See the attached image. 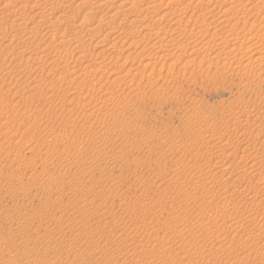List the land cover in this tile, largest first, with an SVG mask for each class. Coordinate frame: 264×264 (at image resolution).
<instances>
[{"label":"rangeland","instance_id":"1","mask_svg":"<svg viewBox=\"0 0 264 264\" xmlns=\"http://www.w3.org/2000/svg\"><path fill=\"white\" fill-rule=\"evenodd\" d=\"M96 1L0 0V264H264V55L230 64L218 22L190 36L125 20L149 0Z\"/></svg>","mask_w":264,"mask_h":264},{"label":"bare ground","instance_id":"2","mask_svg":"<svg viewBox=\"0 0 264 264\" xmlns=\"http://www.w3.org/2000/svg\"><path fill=\"white\" fill-rule=\"evenodd\" d=\"M9 1H13L12 3H16L17 4V2H20L21 0H9ZM92 1V0H91ZM96 1V0H95ZM97 1H99V0H97ZM96 1V2H97ZM106 1H108V0H103V1H99L98 3H96L95 5H99V3H101V4H108V3H110V2H106ZM113 1V0H112ZM135 1H137V0H135ZM151 1V3H149ZM152 1H154V0H149V2H147L148 4H147V6L146 7H144V6H142V7H140V9L138 10L137 8H136V6L135 5H138V6H140V4L138 3V2H136V3H138V4H132L136 9H134L135 11H137V12H135V13H133L132 11H133V9H132V11H131V8H130V6H128L129 7V9H130V11H124L123 10V12H125V14H123V15H126V18H125V16L123 17V18H125V20L126 19H128L127 18V16L129 17V16H133V18H132V20H130L129 22L130 23H135V22H137V20H138V18H140V22H141V20H142V18H144V17H147V16H149L150 14L149 13H152V15H151V17L152 18H154L155 19V21H154V23L155 22H158V24L155 26V27H159V26H161L160 28H163L164 27V25L166 26V24L168 23H170V25L172 26V25H176L177 27H179L181 24H182V22H185V23H187V22H190L192 19V21H194L195 23H194V28H193V26H192V29L190 30L191 32H188V33H190L189 35L191 36V35H195V34H198V33H200L201 34V32H203V33H206V32H208V28L211 26H213V24L215 23V22H218V24L217 25H215V30L211 33V36L210 37H212V38H214V40L215 39H218V38H224V39H219V40H222V42L223 41H225V46L224 47H222V48H218L217 46V48L215 47L214 49H215V52H214V54H212V55H214V56H216V57H218V59H223V60H228V59H232L229 63L231 64L232 62H234V60H235V62H236V64L237 63H240L241 62V60L243 59V57L244 56H247L248 55V57H249V59L250 58H252V60H248L245 64H246V66H251V65H254V63H256V62H259L263 57H262V55H264L263 53H264V45H263V43H262V46L260 45V40L262 41V39H261V34H258V33H260V31H258V30H255V31H252V32H250V34H252L251 36H253V37H248V33H249V30L254 26V23H255V21L257 20V19H255V20H251V22H249L250 21V17L251 16H254V14H258L259 12L261 13L262 11H264L263 10V8H261V7H264V0H246L247 1V4H248V6H245L246 4H244L243 5V9L246 11V7H247V11H248V13L246 14V16H245V19H244V21H240V19H239V17L236 15H234V14H237V13H239V9H241L242 8V1L243 0H196L197 2H196V6L194 7V6H192V0H176L178 3H181V4H183V5H186V6H192V7H194L193 9H191L192 10V12L190 13V14H187V13H182V14H180L177 10H175V9H173L172 7H169V8H165V10L163 11H161V12H158V10L157 9H154V4H152ZM171 1V0H170ZM173 1V0H172ZM194 1V0H193ZM25 2H27V1H25ZM94 2V1H93ZM92 2V3H93ZM106 2V3H105ZM131 3H132V1H130ZM139 2H140V0H139ZM261 2H263L262 4H260ZM11 3V2H10ZM10 3H8V4H10ZM11 3V4H12ZM52 3V2H51ZM112 3V2H111ZM110 3V4H111ZM143 3H144V0H143ZM244 3H245V1H244ZM5 4V3H4ZM22 4V3H21ZM25 4V3H24ZM41 4V3H40ZM44 4V3H43ZM42 4V5H43ZM124 4V3H123ZM142 4V3H141ZM195 4V3H194ZM224 4H226V6H228L227 8L226 7H224V10L223 11H221L220 10V7L221 6H223ZM49 5H51V4H49ZM48 5V6H49ZM143 5V4H142ZM156 5V4H155ZM14 6H15V4H14ZM44 6V5H43ZM47 6V7H48ZM100 6V5H99ZM107 6H109V7H111L110 5H107ZM185 6V7H186ZM239 6H241V7H239ZM16 7H17V5H16ZM23 7H26L25 5L23 6ZM22 7V8H23ZM41 7V6H40ZM51 7H53V6H51ZM127 7V8H128ZM216 7H218V10H217V12H214V10H215V8ZM18 8H19V6H18ZM20 8H21V6H20ZM19 8V9H20ZM42 8V7H41ZM54 8V7H53ZM52 8V9H53ZM100 8V7H99ZM133 8V7H132ZM151 8H153L154 10H151ZM226 8V9H225ZM15 9V8H14ZM13 9V10H14ZM46 9H49V8H46ZM51 9V8H50ZM97 9H98V7H97ZM109 8H107V10H108ZM126 9V8H125ZM129 9H127V10H129ZM222 9V8H221ZM242 9V10H243ZM42 10H44V9H42ZM41 10V11H42ZM93 10V9H92ZM117 10V9H116ZM190 10V11H191ZM239 10V11H238ZM15 11V13H17V11L16 10H14ZM14 11H13V13H14ZM23 11V10H22ZM48 11V10H47ZM121 12H122V10H120ZM179 13V14H177V12ZM246 11V12H247ZM10 12V11H9ZM38 12V11H37ZM50 12V11H49ZM53 12V11H52ZM133 14H132V13ZM241 12V11H240ZM1 13V12H0ZM41 13V12H40ZM154 13V14H153ZM5 14H7V13H5ZM44 13H42V15H43ZM144 14V17H141L142 15ZM242 14H244V13H242ZM264 14V13H263ZM262 14V15H263ZM4 15V14H3ZM2 15V16H3ZM9 15V14H8ZM36 15V14H35ZM34 15V16H35ZM46 15V14H45ZM109 15V14H108ZM141 15V16H140ZM154 15H156V16H154ZM239 15V14H238ZM17 16H19L18 14H17ZM26 16V15H25ZM37 16V15H36ZM38 16H39V14H38ZM86 16V15H85ZM112 16V15H111ZM244 16H242V17H244ZM1 17V16H0ZM24 17V16H23ZM22 17V18H23ZM40 17V16H39ZM42 17H44V16H42ZM49 17V16H48ZM88 17V16H87ZM107 17V16H106ZM219 17H221L220 18V20L218 19ZM6 18H8V17H6ZM16 18V17H15ZM82 18H84V17H82ZM122 18V17H121ZM149 18V17H148ZM262 19H264V15H263V17H261ZM30 19H31V17H30ZM42 19V18H41ZM84 19H88V18H84ZM94 19V18H93ZM92 19V20H93ZM103 19V18H102ZM101 19V20H102ZM105 19H107V18H105ZM2 20V19H1ZM0 20V21H1ZM7 20V19H6ZM18 20V19H17ZM29 20V19H28ZM81 20H83V19H81ZM108 20V19H107ZM106 20V21H107ZM124 20V19H123ZM145 20V19H144ZM150 20V19H149ZM148 20V21H149ZM153 19H151L150 21H152ZM14 21H15V19H14ZM13 21V22H14ZM26 21V20H25ZM105 20L103 21V22H106ZM108 21H111L110 19L108 20ZM120 21V20H119ZM119 21H118V24H119ZM122 21V20H121ZM127 21V20H126ZM264 20H262V22H263ZM7 22V21H6ZM81 22V21H80ZM83 22L84 21H82V25H83ZM86 22H87V20H86ZM100 22H102V21H100ZM125 22V21H124ZM128 22V23H129ZM26 23V22H25ZM40 23V22H39ZM85 23V22H84ZM92 23V22H91ZM99 23V22H98ZM111 23V22H110ZM127 23V24H128ZM139 23V22H138ZM137 23V24H138ZM147 23V22H146ZM1 24V23H0ZM3 24V23H2ZM5 24V23H4ZM77 24V23H76ZM87 24V23H86ZM86 24H84V25H86ZM100 24V23H99ZM117 24V25H118ZM143 24V23H142ZM149 24V23H148ZM152 24V23H151ZM11 25V24H10ZM16 25V24H15ZM18 25H19V23H18ZM18 25H16V27H18ZM81 25V24H80ZM81 25V26H82ZM83 25V26H84ZM95 25V24H94ZM116 25V24H115ZM116 25V26H117ZM146 25V24H145ZM150 25V24H149ZM163 25V26H162ZM249 25V26H248ZM2 26V25H1ZM13 26V25H12ZM19 26H21V25H19ZM23 26V25H22ZM112 26H114V25H112ZM138 26V25H137ZM153 26V25H152ZM151 26V27H152ZM168 26V25H167ZM28 27V26H27ZM89 27V26H88ZM91 27V26H90ZM109 27H110V25H109ZM119 27V26H118ZM139 27V26H138ZM147 27H149V26H147ZM246 27L248 28L247 30H246ZM4 28H5V26H4ZM4 28H2L3 30H4ZM13 28H15V27H13ZM12 28V29H13ZM44 28V27H43ZM130 28V27H129ZM168 28V27H167ZM176 28V27H175ZM174 28V26H173V28H170V30L171 29H175ZM236 28H240V29H242V31H243V29L244 30H246V31H243L244 33H245V35H242V36H244V37H242V36H240V38L242 37V38H244V39H241V40H239L240 38H239V36H237L236 35ZM260 28H262V32L261 33H263L264 32V22L263 23H261V26H260ZM47 29V28H46ZM45 29V30H46ZM90 29V28H89ZM97 29V28H96ZM125 29V28H124ZM136 29V28H135ZM150 29H152V28H150ZM158 29V28H157ZM165 29V28H164ZM161 30V31H165V32H167L166 30ZM169 29V28H168ZM26 30V29H25ZM48 30H49V28H48ZM102 30V29H101ZM109 30V29H108ZM112 31L114 30V29H111ZM133 30V29H132ZM139 30V29H138ZM177 30V29H176ZM185 30V29H184ZM183 30V31H184ZM197 30V31H196ZM49 31H51V30H49ZM66 31V30H65ZM77 31V30H76ZM95 31V30H94ZM119 31V30H118ZM122 31V30H121ZM172 31V30H171ZM170 31V32H171ZM195 31V32H194ZM1 32H2V30H1ZM4 33H6L5 31H3ZM2 32V33H3ZM42 32V31H41ZM45 32V31H44ZM52 32V31H51ZM50 32V33H51ZM96 32V31H95ZM172 32H174V30L172 31ZM12 33V32H11ZM119 33V32H118ZM127 33H129V32H127ZM154 33H156L157 34V32H154ZM180 33V32H179ZM240 33V32H239ZM244 33H242V34H244ZM7 34V33H6ZM12 34H14L15 35V33H12ZM16 34H18L17 32H16ZM42 34V33H41ZM92 34H93V32H92ZM151 34H153L152 32H151ZM163 34V33H162ZM241 34V33H240ZM240 34H238V35H240ZM4 35V34H3ZM34 35V34H33ZM51 35V34H50ZM55 35V34H54ZM64 35V34H63ZM62 35V36H63ZM94 35H95V33H94ZM120 35V34H119ZM127 35V34H126ZM132 35V34H131ZM149 35V34H148ZM153 35H155V34H153ZM187 35V34H186ZM236 35V36H235ZM260 35V36H259ZM1 36V35H0ZM7 36V35H6ZM12 36V35H11ZM114 36V35H113ZM118 36V35H117ZM129 36V35H128ZM127 36V37H128ZM197 36V35H196ZM199 36V35H198ZM2 38L1 39H3V38H5V36H1ZM17 37V36H16ZM20 37H22V36H20ZM30 37V36H29ZM41 37V36H40ZM61 37V36H60ZM92 37V36H91ZM148 37V36H147ZM263 37V36H262ZM6 38H8V37H6ZM23 39L24 38H26V35L24 36V37H22ZM22 38H20V40H21V42H23L24 43V41H26L25 39L22 41ZM31 38V37H30ZM33 38H34V36H33ZM43 38H44V35H43ZM42 38V39H43ZM53 38V37H52ZM58 38V37H57ZM117 38V37H116ZM126 38V37H125ZM0 39V40H1ZM9 39H12V37L11 38H9ZM18 39V38H17ZM71 39H73L72 37H71ZM78 39V38H77ZM90 39H92V38H90ZM147 39H149V38H147ZM194 39V38H193ZM13 40H15V39H13ZM19 40V39H18ZM27 40H29V41H32V38L31 39H27ZM41 40V39H40ZM58 40H60V39H58ZM67 40V39H66ZM74 40H76V39H74ZM125 40V39H124ZM123 40V41H124ZM208 40H210V39H208ZM239 40V41H238ZM11 40H9V42H10ZM69 41V40H68ZM67 41V42H68ZM103 41V40H102ZM140 41V40H139ZM189 41V40H188ZM187 41V42H188ZM195 41V40H194ZM211 41H213V40H211ZM8 42V43H9ZM20 42V43H21ZM60 42V41H59ZM81 42V41H80ZM122 42V41H121ZM132 42V41H131ZM134 42V41H133ZM132 42V43H133ZM162 42V41H161ZM186 42V43H187ZM208 42V41H207ZM216 44L217 43H219L218 41H214ZM12 43V42H11ZM16 43V42H15ZM26 43H28V42H26ZM26 43H24V44H26ZM30 43H32V42H30ZM62 43V42H61ZM65 42H63V44H64ZM100 43V42H99ZM124 43V42H123ZM134 43H136L137 44V42H134ZM133 43V44H134ZM162 43H164V42H162ZM173 43V42H172ZM191 43H192V41L191 42H188L187 43V45H186V47H189V48H191L192 49V47L194 46V45H191ZM196 43V42H195ZM206 43V42H205ZM221 43V42H220ZM22 44V43H21ZM40 44V43H39ZM51 44V43H50ZM101 44V43H100ZM135 44V45H136ZM158 44V43H157ZM202 44V43H201ZM15 45V44H14ZM17 45V44H16ZM18 45H19V43H18ZM27 45V44H26ZM28 45H29V43H28ZM46 45V44H45ZM45 45H44V47H45ZM110 45H112V43L110 44ZM120 45V44H119ZM129 45V44H128ZM131 45V44H130ZM152 45V44H151ZM163 45H165V48H167V47H171V46H168L166 43H164ZM190 45V46H189ZM223 45V44H222ZM20 46V45H19ZM18 46V47H19ZM115 46V45H114ZM134 46V45H133ZM153 46H155V45H153ZM160 46V45H159ZM215 46V45H214ZM213 46V47H214ZM219 47H220V45H218ZM11 47V46H10ZM15 47V46H14ZM17 47V46H16ZM24 47V46H23ZM72 47V46H71ZM77 47V46H76ZM83 47V46H82ZM116 47V46H115ZM172 47H173V45H172ZM175 47V46H174ZM183 46H181V45H177L175 48L176 49H183L182 48ZM202 47V46H201ZM208 47V46H207ZM198 48V47H197ZM204 48H206V45H205V47ZM209 48V47H208ZM21 49H23L24 50V48H21ZM171 49V48H170ZM169 49V50H170ZM203 49V48H202ZM202 49H200V51L202 50ZM207 49V48H206ZM212 49V48H211ZM76 50V49H75ZM79 50V49H78ZM141 50V49H140ZM158 50V49H157ZM165 50V49H164ZM166 50H168V48L166 49ZM180 50V51H181ZM193 50V49H192ZM191 50V51H192ZM194 50H195V48H194ZM1 51V50H0ZM7 52H8V50H6ZM19 51H21V50H19ZM103 51V50H102ZM183 52H185V48L182 50ZM181 51V52H182ZM190 51V52H191ZM24 52V51H23ZM159 52V51H158ZM182 52V53H183ZM25 53V52H24ZM37 53V52H36ZM44 53H46V52H44ZM77 53V52H76ZM85 53V52H84ZM11 54V53H10ZM15 54H17L18 55V53H15ZM29 54H31V53H29ZM68 54V53H67ZM82 53H80L79 52V55H81ZM156 54V53H155ZM166 54V53H165ZM21 56H22V53L20 54ZM72 55V54H71ZM75 55V54H74ZM78 55V57H76L75 59H82V56L80 57ZM167 55V54H166ZM180 55V54H179ZM183 55H185V54H183ZM14 56V55H13ZM19 56V55H18ZM24 56V55H23ZM62 56V55H61ZM77 56V55H76ZM85 56V55H84ZM165 56V55H164ZM46 57H47V55H46ZM68 57V56H67ZM157 57V56H156ZM37 58V57H36ZM66 58V57H65ZM71 58H73V56H71ZM85 58V57H84ZM167 58H169V57H167ZM178 58V57H177ZM212 58V57H211ZM215 58V57H214ZM19 59V58H18ZM29 59V58H28ZM34 59V58H33ZM44 59V58H43ZM55 59V58H54ZM62 59H63V57H62ZM188 59V58H187ZM26 60V59H25ZM36 60H42V59H36ZM51 60V59H50ZM70 60H72V59H70ZM77 60H76V62H77ZM190 60V59H189ZM193 60V59H192ZM18 61V60H17ZM29 61V60H28ZM35 61V60H34ZM43 61V60H42ZM41 61V62H42ZM67 61H69L68 59L66 60V59H64L63 61H62V63H64V64H62V65H60V62H58V64L56 65L58 68H59V70L60 69H63L64 67H67ZM213 61V60H212ZM215 61H216V59H215ZM31 62H33L32 60H31ZM80 62V61H79ZM81 62H82V60H81ZM140 62V61H139ZM225 62V61H224ZM52 63V62H51ZM148 63V62H147ZM146 63V64H147ZM53 64V63H52ZM56 64V63H55ZM72 64V63H71ZM144 64V63H143ZM186 64V63H185ZM60 65V66H59ZM82 65V64H81ZM84 65H88V64H84L83 63V66ZM244 65V64H243ZM98 66H99V64H98ZM234 66V65H233ZM37 67V66H36ZM87 67V66H86ZM100 67V66H99ZM235 67V66H234ZM36 69V68H35ZM53 69V68H52ZM56 69V68H55ZM84 69V68H83ZM91 69V68H90ZM96 69V68H95ZM86 70V69H85ZM84 70V71H85ZM128 70V69H127ZM233 70V69H232ZM56 71H58V70H56ZM55 71V72H56ZM88 71L89 72H94L95 70H93V71H90L89 69H88ZM141 71H143V70H141ZM9 71H7V73H8ZM46 72V71H45ZM49 72H50V70H49ZM52 73H54V71H51ZM66 72H67V70H66ZM138 72V71H137ZM59 74L61 73V71L60 72H58ZM73 73V72H72ZM80 73V72H79ZM87 73V72H86ZM128 73V72H127ZM55 74V73H54ZM62 74V73H61ZM60 74V75H61ZM85 74V73H84ZM91 74V73H90ZM134 74V73H133ZM142 74V73H141ZM75 76H76V74H74ZM88 76V75H87ZM56 77V76H55ZM60 77V76H59ZM118 77V76H117ZM58 78V77H57ZM78 78V77H77ZM26 79V78H25ZM43 79V78H42ZM75 79V78H74ZM73 79V80H74ZM35 80V79H34ZM76 80V79H75ZM113 80V79H112ZM49 81V80H48ZM47 82V81H46ZM70 82V81H69ZM74 82V81H73ZM81 82V81H80ZM38 83V82H37ZM65 83V82H64ZM2 84V83H1ZM34 84H36V83H34ZM34 84H31V85H34ZM81 84V83H80ZM70 87H71V85H69ZM30 87V86H29ZM67 87V86H66ZM75 87V86H74ZM82 88V87H81ZM73 89V88H72ZM85 89V88H84ZM79 90H80V88H79ZM83 90V89H82ZM81 90V91H82ZM99 90V89H98ZM70 91V90H69ZM84 91V90H83ZM66 92V91H65ZM74 92V91H73ZM70 93V92H69ZM89 93V92H88ZM87 93V94H88ZM105 93H107V91L105 92ZM109 93V92H108ZM77 95V94H76ZM85 95V94H84ZM91 96H92V94H90ZM86 96V95H85ZM108 96H109V94H108ZM31 97V96H30ZM72 97V96H71ZM82 97V96H81ZM105 97V96H104ZM51 98V97H50ZM77 98H78V96H77ZM103 98V97H102ZM102 98H100V99H102ZM106 98H108L107 96H106ZM99 99V98H98ZM71 100H74V97L71 99ZM71 100H69L70 101V103H71ZM79 100L80 99H78V102H79ZM103 100H106V99H104L103 98ZM110 100H111V98H110ZM109 100V101H110ZM25 101V100H24ZM88 101V100H87ZM114 101V100H113ZM73 102V101H72ZM103 102V101H102ZM107 102H108V100H107ZM115 102V101H114ZM74 103V102H73ZM106 103V102H105ZM112 103V102H111ZM78 105V104H77ZM75 109V108H74ZM70 110H71V108H70ZM71 112V111H70ZM69 112V113H70ZM85 114V113H84ZM91 114V113H90ZM108 116V115H107ZM76 128V127H75ZM262 130V129H261ZM66 131V130H65ZM263 131V130H262ZM258 133V132H257ZM259 133L261 134V132L259 131ZM258 133V134H259ZM63 134V133H62ZM255 138H257V137H255ZM238 141V140H237ZM241 141H242V139L239 141V143H237V144H235V145H237V146H242V143H241ZM245 142V141H244ZM5 143V142H4ZM24 143V142H23ZM247 145V144H246ZM244 146V145H243ZM243 148H245V147H243ZM31 151H32V149H31ZM261 157H263V156H261ZM258 160H260L259 162L261 163L263 160H264V157L263 158H260V159H258ZM10 161H12V160H10ZM224 161V160H223ZM255 162H256V164H258V162L255 160ZM255 162H254V164H255ZM223 164V163H222ZM221 164V165H222ZM255 164V165H256ZM262 164V163H261ZM260 164V165H261ZM218 168V167H217ZM216 168V169H217ZM220 168V167H219ZM222 169V168H221ZM224 170V169H223ZM220 172V171H219ZM230 172V171H229ZM239 174H237V175H239V177H236V180H240L241 179V174H242V171L241 170H238L237 171ZM250 172V176H249V178L251 177V176H253V178H256L257 176H256V172L254 171V170H250L249 171ZM221 174H222V171L220 172ZM228 174H230V173H228ZM17 175H19V174H17ZM248 178V179H249ZM260 179V178H259ZM251 180V179H250ZM241 182H239L238 184H240ZM237 184V183H236ZM235 184V185H236ZM263 190V189H262ZM248 191V190H247ZM244 192V191H243ZM249 192V191H248ZM242 193V192H241ZM246 193V192H245ZM244 193V194H245ZM255 194V193H254ZM256 195H260V194H256ZM243 196V195H242ZM251 196V195H250ZM239 197V196H238ZM254 197H256L255 195H254ZM261 198V197H260ZM76 203H77V206L79 207V205L81 204V200H78V201H76ZM261 236H264V234H260ZM37 263V262H36Z\"/></svg>","mask_w":264,"mask_h":264}]
</instances>
